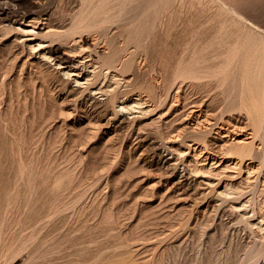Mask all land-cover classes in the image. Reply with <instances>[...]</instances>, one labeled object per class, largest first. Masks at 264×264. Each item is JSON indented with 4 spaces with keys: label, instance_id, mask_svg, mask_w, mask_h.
Returning a JSON list of instances; mask_svg holds the SVG:
<instances>
[{
    "label": "bare ground",
    "instance_id": "bare-ground-1",
    "mask_svg": "<svg viewBox=\"0 0 264 264\" xmlns=\"http://www.w3.org/2000/svg\"><path fill=\"white\" fill-rule=\"evenodd\" d=\"M170 1L74 0L67 12L58 0H0V38L12 33L14 68L39 78L48 70L64 83L62 103L77 116L74 126L151 150L142 155L160 170L159 183L188 206L203 198L197 213L230 211L251 235L242 263L264 264V30L230 8L228 22L238 30L228 33L221 20L193 48L187 42L173 64L166 57L161 71L145 47ZM213 81L226 100L221 106ZM236 113L247 127L233 122Z\"/></svg>",
    "mask_w": 264,
    "mask_h": 264
},
{
    "label": "rangeland",
    "instance_id": "rangeland-1",
    "mask_svg": "<svg viewBox=\"0 0 264 264\" xmlns=\"http://www.w3.org/2000/svg\"><path fill=\"white\" fill-rule=\"evenodd\" d=\"M62 1L58 8L71 12L74 0ZM171 1L166 18L159 10L145 47L161 71L187 42L193 48L206 29L230 22L232 10L264 30V0ZM229 22L228 33L240 27ZM11 34L0 38V264H243L251 240L243 222L224 207L197 213L203 198L188 206L179 191L160 184V170L142 155L153 152L144 153L135 140L107 142L74 126L77 116L62 103L61 80L48 70L39 78L14 68ZM216 82L210 86L221 106L226 100Z\"/></svg>",
    "mask_w": 264,
    "mask_h": 264
}]
</instances>
